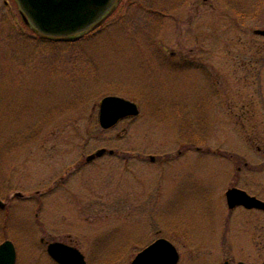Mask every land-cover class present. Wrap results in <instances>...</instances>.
<instances>
[{"label": "rangeland", "instance_id": "obj_1", "mask_svg": "<svg viewBox=\"0 0 264 264\" xmlns=\"http://www.w3.org/2000/svg\"><path fill=\"white\" fill-rule=\"evenodd\" d=\"M19 10L0 0V242L15 264H57L41 237L86 264H129L157 237L177 264H264V210L225 200L230 186L264 200V0H117L67 38ZM105 95L139 114L102 128ZM100 147L114 152L87 161Z\"/></svg>", "mask_w": 264, "mask_h": 264}, {"label": "water", "instance_id": "obj_2", "mask_svg": "<svg viewBox=\"0 0 264 264\" xmlns=\"http://www.w3.org/2000/svg\"><path fill=\"white\" fill-rule=\"evenodd\" d=\"M116 0H17L24 21L40 33L49 36H68L101 23L114 8ZM264 34L263 29H256ZM139 113L135 102L118 95H105L98 107V123L102 128L115 125L120 119ZM106 151L99 148L87 156V160ZM112 152V150H109ZM228 208L243 206L264 210V201L250 195L244 189L232 186L225 191ZM48 254L59 264H85L83 254L65 243L54 241L47 245ZM179 254L175 246L165 238H157L141 249L130 264H176ZM16 251L13 243L5 239L0 243V264H14ZM216 264H248L225 260Z\"/></svg>", "mask_w": 264, "mask_h": 264}, {"label": "flooded vegetation", "instance_id": "obj_3", "mask_svg": "<svg viewBox=\"0 0 264 264\" xmlns=\"http://www.w3.org/2000/svg\"><path fill=\"white\" fill-rule=\"evenodd\" d=\"M40 241L42 242V243H44L45 245H47L48 243H50V242H54V241H60V242H64V241H62V240H58V239H53V240H46V239H44V238H40ZM64 243H66V244H69V245H72V246H75L76 248H78L76 245H74V244H70V243H67V242H64ZM79 249V248H78ZM80 250V249H79ZM55 262V261H54ZM56 263V262H55Z\"/></svg>", "mask_w": 264, "mask_h": 264}, {"label": "trees", "instance_id": "obj_4", "mask_svg": "<svg viewBox=\"0 0 264 264\" xmlns=\"http://www.w3.org/2000/svg\"><path fill=\"white\" fill-rule=\"evenodd\" d=\"M155 12H158V11H155ZM185 120V119H184Z\"/></svg>", "mask_w": 264, "mask_h": 264}]
</instances>
